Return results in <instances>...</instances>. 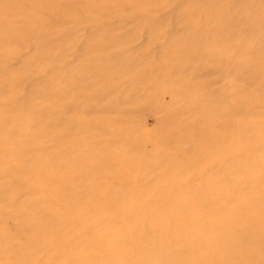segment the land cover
Here are the masks:
<instances>
[{"label": "bare ground", "instance_id": "bare-ground-1", "mask_svg": "<svg viewBox=\"0 0 264 264\" xmlns=\"http://www.w3.org/2000/svg\"><path fill=\"white\" fill-rule=\"evenodd\" d=\"M167 1L0 0V264H264V0H185L157 59L126 51L138 31L114 26L138 13L159 40ZM77 6L90 33L67 62L75 34L49 33ZM239 55L233 85L198 82ZM145 103L153 132L98 115Z\"/></svg>", "mask_w": 264, "mask_h": 264}, {"label": "rangeland", "instance_id": "rangeland-1", "mask_svg": "<svg viewBox=\"0 0 264 264\" xmlns=\"http://www.w3.org/2000/svg\"><path fill=\"white\" fill-rule=\"evenodd\" d=\"M184 1L185 0H169V2L167 1L166 4L164 3L163 5H157L151 9V11L156 13L157 19L168 20V22L164 23V25L165 24L167 26L170 25L171 26L170 28H172V29H170L168 26V28H167L168 30H167V29H164V28H166V25L165 26L162 25V28L164 30V31L162 30L163 36H162V38L160 37L159 40L158 39L154 40V41H156V43H153L154 41H152L151 39H148L149 38L148 33H147L145 28L141 27V28H143L141 30L140 27H138L139 26L138 23L141 21L140 19L142 17L140 14H138V13L134 14L133 19L123 22L124 25L122 23L121 24L117 23L118 25H115L114 27H115V31L117 30L118 32H120V31L122 32V33H118L120 35H125V34L128 35L131 33L134 34L135 31H138V33H136L137 36L134 34L135 35L134 38L133 37L130 38V39H134L131 42V44H129L130 39L128 40L129 42L126 43L127 48L125 47V50L126 51L130 50L131 52H139L138 50H141L140 49L141 47L143 48V46H142L143 43H144V45H146L149 42L147 45V47H148L147 53H148V55L151 56V59H153V60L157 59L158 54L160 53L159 50H161V45L163 43L162 41H166L167 36L176 29L175 24L173 22H171V20H169V19L173 20L174 17H177L176 11H177V9L181 8V6L184 4ZM78 6L75 8L74 15L70 19H68L66 25H64L61 28H52L50 30V33H49L51 36H56L59 33H61V31H63V33L65 31L66 32L68 31V32H73V34H75L76 44L67 53V55H66L67 62H75V60L77 59L81 49L87 43L88 36L90 33L89 21H90L91 17L89 15V12L83 10L82 8H80ZM174 12H175V14H174ZM104 17H105L104 14H101L98 16V18L101 20ZM169 22H171V23H169ZM137 28H139V29H137ZM164 32H165V34H164ZM146 39L148 40L147 43H145L147 41ZM150 41H152V44L150 43ZM127 44H129V45H127ZM107 48H108V50L106 49L107 50L106 54L108 53L107 54L108 56L112 57V56L116 55V53H117L116 48L115 49H114V47H107ZM135 48L138 50L136 51ZM153 51H154V53H152ZM18 53H20V54L17 55ZM33 53H34L33 46H25V48L22 47L16 54H14V55L12 54L9 56V58H8L9 60L7 59L8 62H6V66L9 68L16 67L17 65H20L23 62L25 57H27ZM151 53H152V55H151ZM227 61L228 62H226L225 68H224L225 72L220 74V70H221L220 66L221 65L219 63V60L215 59L214 57H211V58H208L207 60H205V63L203 64V66L205 68L209 69L210 71L207 75L203 76L202 78L197 77L198 82L202 81V83L205 82V83H209V84L211 83V84L216 85L218 83L219 78L220 79L223 78V84L225 83L224 85H226V86L233 85L236 77L240 78V76L244 75L243 71L246 68H248V64L245 63L246 60H245V57L243 55H239L236 57H228ZM55 68H56L55 64H49L48 63L44 67V70L27 77L26 80L23 81V88L21 91L22 93H20L19 100L20 101L28 100L31 97V90L29 88L35 86L36 84L44 82L45 79L47 78V76L50 75L51 73H53ZM178 70L180 71V73L186 72V70L184 69V67L182 65L180 66V69H178ZM197 80L195 79V81H197ZM123 82H122V84H125V85H123V86L121 85V92H124L125 89L130 88V87H128L129 82H127V81H123ZM218 86H219V84H217V87ZM3 92H6V91L3 90ZM98 115L104 116V117H108V116H113V117L117 116L118 117L119 115H123L122 117L124 119V122L128 123V125H133V126H136V125L139 126L140 125L141 127H143L144 129H146L147 131H150V132L157 130L160 126V121H161L160 114L152 106H150L147 103L141 104L140 107H131V105H123L121 113L112 114V113L102 112V113H99ZM89 116L90 115H88V113H87V117H89ZM52 118H54V116H52ZM52 118L50 119V121L52 120ZM119 126H121V125H119ZM116 127H118V126H116ZM0 157H1V155H0ZM5 160L10 161V159H5ZM154 176L155 175H152L151 178H153ZM163 264H165V263H163ZM175 264H180V263L178 261H176Z\"/></svg>", "mask_w": 264, "mask_h": 264}]
</instances>
